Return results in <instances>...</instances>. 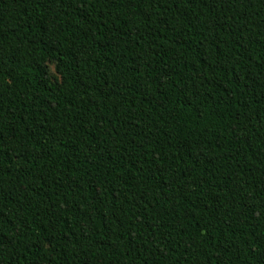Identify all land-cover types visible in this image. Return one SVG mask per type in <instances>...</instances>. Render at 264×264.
I'll return each mask as SVG.
<instances>
[{
	"label": "trees",
	"instance_id": "obj_1",
	"mask_svg": "<svg viewBox=\"0 0 264 264\" xmlns=\"http://www.w3.org/2000/svg\"><path fill=\"white\" fill-rule=\"evenodd\" d=\"M0 264H264V0H0Z\"/></svg>",
	"mask_w": 264,
	"mask_h": 264
}]
</instances>
